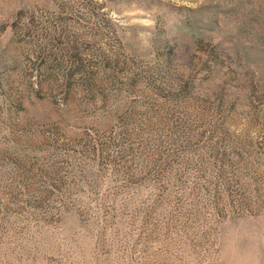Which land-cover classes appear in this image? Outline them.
I'll return each mask as SVG.
<instances>
[{
  "label": "rangeland",
  "instance_id": "1",
  "mask_svg": "<svg viewBox=\"0 0 264 264\" xmlns=\"http://www.w3.org/2000/svg\"><path fill=\"white\" fill-rule=\"evenodd\" d=\"M0 264H264V0H0Z\"/></svg>",
  "mask_w": 264,
  "mask_h": 264
}]
</instances>
